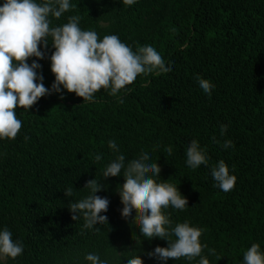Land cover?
I'll return each instance as SVG.
<instances>
[{
	"label": "trees",
	"instance_id": "1",
	"mask_svg": "<svg viewBox=\"0 0 264 264\" xmlns=\"http://www.w3.org/2000/svg\"><path fill=\"white\" fill-rule=\"evenodd\" d=\"M71 3L75 7L52 19L53 25L77 15L79 26L94 29L98 39L116 34L133 51L151 45L166 64H175L167 73L137 75L126 85L131 91L118 93L123 103L103 88L94 102L65 90L41 97L28 111L16 110L22 122L16 138L0 140V228L11 231L23 252L0 264H88L89 252L109 264L140 252L145 264H160L147 253L167 241L143 239L133 224L136 211L127 219L120 214L123 177H102L116 155L110 139L126 161L152 151L161 178L178 185L189 205L167 213L173 223L188 220L203 229L201 242L215 250L207 257L210 264H241L254 242L264 251V0ZM53 50L49 44L47 55ZM37 62L50 87V61ZM197 75L215 85L210 95L198 86ZM221 124L227 125L223 136ZM193 139L208 156V165L195 170L184 162ZM226 139L232 141L227 149ZM96 154L102 159L95 160ZM220 160L236 176L228 192L213 186L211 166ZM93 177L102 185L96 194L109 200L108 224L95 225L98 230L82 229L83 219L74 221L67 207L88 195L83 186ZM69 186L72 197L64 195ZM196 260L170 258L166 264Z\"/></svg>",
	"mask_w": 264,
	"mask_h": 264
},
{
	"label": "clouds",
	"instance_id": "2",
	"mask_svg": "<svg viewBox=\"0 0 264 264\" xmlns=\"http://www.w3.org/2000/svg\"><path fill=\"white\" fill-rule=\"evenodd\" d=\"M121 2L131 6L136 0ZM73 7L71 0H0V140L16 138L22 123L16 110L22 107L28 111L41 97L53 92L62 94L66 90L83 98V102H94L95 93L103 88L109 95L116 96L118 103H123V97L118 93L131 91L126 85H130L137 75L167 73L174 67V61L166 64L151 45L133 51L116 34L98 39L94 29L79 26L77 15L67 16L66 23L52 24V19H60ZM49 44L54 50L47 55ZM32 57L36 59H30ZM44 58L50 61V71L54 75L47 88L39 72L41 64L37 62ZM196 81L205 94L210 95L215 87L209 79L199 75ZM226 129L227 125H220L221 136ZM107 143L116 155L104 167L102 177H123V183L117 189L122 204L121 217L127 219L136 211L133 224L143 239L167 241L166 246L157 245L147 255L156 258L160 264H166L170 258L187 261L198 258L196 264H210L207 257L214 255L215 250L201 242L203 229L188 220L173 223L167 213L169 207L183 211L189 205L178 185L161 178V167L158 159H152V151L143 150L126 161L114 140ZM231 146V140L222 142L226 149ZM164 151L171 155L173 147L167 145ZM94 159L99 161L102 157L96 154ZM184 162L193 170L202 164L208 165L207 153L197 140L189 142ZM210 174L213 186L221 191L228 192L234 187L236 176L223 160L211 166ZM83 187L88 189V195L75 202L69 200L67 207L74 221L83 219L82 229L98 230L95 225L108 224L104 213L109 200L96 194L102 187L98 179H89ZM64 195L72 197L73 186L66 187ZM22 252L23 244L12 239L6 226L0 228V260L15 259ZM139 253L129 255L123 264H145ZM84 260L88 264H109L93 252L86 253ZM241 264H264V251L258 243H252L244 251Z\"/></svg>",
	"mask_w": 264,
	"mask_h": 264
}]
</instances>
